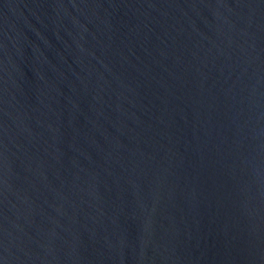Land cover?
I'll use <instances>...</instances> for the list:
<instances>
[{"label": "water", "instance_id": "water-1", "mask_svg": "<svg viewBox=\"0 0 264 264\" xmlns=\"http://www.w3.org/2000/svg\"><path fill=\"white\" fill-rule=\"evenodd\" d=\"M0 264H264V0H0Z\"/></svg>", "mask_w": 264, "mask_h": 264}]
</instances>
